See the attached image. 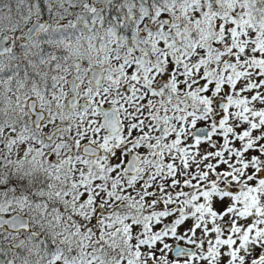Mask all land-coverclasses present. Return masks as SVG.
<instances>
[{
  "label": "snow or ice",
  "instance_id": "snow-or-ice-1",
  "mask_svg": "<svg viewBox=\"0 0 264 264\" xmlns=\"http://www.w3.org/2000/svg\"><path fill=\"white\" fill-rule=\"evenodd\" d=\"M0 264H264V0H0Z\"/></svg>",
  "mask_w": 264,
  "mask_h": 264
}]
</instances>
